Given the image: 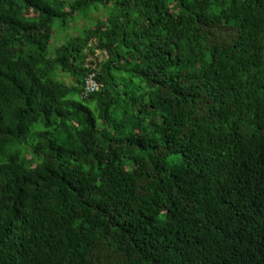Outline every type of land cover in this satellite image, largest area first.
I'll use <instances>...</instances> for the list:
<instances>
[{"label":"trees","instance_id":"obj_1","mask_svg":"<svg viewBox=\"0 0 264 264\" xmlns=\"http://www.w3.org/2000/svg\"><path fill=\"white\" fill-rule=\"evenodd\" d=\"M0 264H264V0H0Z\"/></svg>","mask_w":264,"mask_h":264},{"label":"rangeland","instance_id":"obj_2","mask_svg":"<svg viewBox=\"0 0 264 264\" xmlns=\"http://www.w3.org/2000/svg\"><path fill=\"white\" fill-rule=\"evenodd\" d=\"M107 16L105 8H99L98 10H92L88 16L78 15L76 19L72 20L71 25L66 29H61L55 34V44L59 45L69 39L71 36L76 35L85 27H92L96 25V22L100 18ZM66 82H70L71 78L67 74L61 76Z\"/></svg>","mask_w":264,"mask_h":264},{"label":"clouds","instance_id":"obj_3","mask_svg":"<svg viewBox=\"0 0 264 264\" xmlns=\"http://www.w3.org/2000/svg\"><path fill=\"white\" fill-rule=\"evenodd\" d=\"M75 19H76V17H75ZM71 23H72V22H71ZM71 23H70V25H71ZM70 25H69V26H70ZM86 54H87V58H86V66L90 69L89 72H88V74H87L86 77H85V81L87 82V79L89 78V76H90L91 74H95V77L97 76L98 70H97V67H96L95 61H93L94 58H93L92 56H89V54H88L87 51H86ZM97 83H99L100 88H99L98 90H96V91L90 93V94H93V93H95V92H97V91H100V90L102 89V87H103L102 83H100V82H97ZM90 94H88V95H86V96H89Z\"/></svg>","mask_w":264,"mask_h":264},{"label":"built area","instance_id":"obj_4","mask_svg":"<svg viewBox=\"0 0 264 264\" xmlns=\"http://www.w3.org/2000/svg\"><path fill=\"white\" fill-rule=\"evenodd\" d=\"M100 88L99 83L95 81V74H91L87 79L86 91L87 95L98 90Z\"/></svg>","mask_w":264,"mask_h":264}]
</instances>
